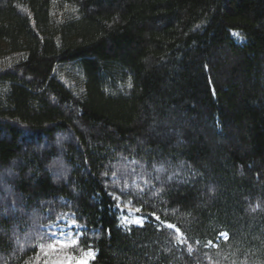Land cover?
Returning <instances> with one entry per match:
<instances>
[{
    "label": "trees",
    "instance_id": "obj_1",
    "mask_svg": "<svg viewBox=\"0 0 264 264\" xmlns=\"http://www.w3.org/2000/svg\"><path fill=\"white\" fill-rule=\"evenodd\" d=\"M66 220L90 264H264V0H0V264Z\"/></svg>",
    "mask_w": 264,
    "mask_h": 264
},
{
    "label": "rangeland",
    "instance_id": "obj_2",
    "mask_svg": "<svg viewBox=\"0 0 264 264\" xmlns=\"http://www.w3.org/2000/svg\"><path fill=\"white\" fill-rule=\"evenodd\" d=\"M233 35L237 39L240 38V35L237 32H234ZM1 60H6V59H1ZM58 139H60V138H58ZM61 140H63V138ZM56 142L57 141H55L54 143H56ZM64 165L65 164L61 163V162L57 164V167L55 169H56V172H58V174L61 173L63 175L64 169H65ZM142 169L143 168L140 167L139 172L143 173ZM155 171L152 174L153 177L164 176V173L161 174V172H157V171L155 172ZM3 180L7 181V178L4 177ZM168 181H169V179L166 182H168ZM7 187H9V186H7ZM7 193H8L7 190H6V192L3 190L2 196L6 197L8 195ZM117 208L120 212L121 224L124 228H128L129 226H133V225L134 226H141V225H144V223L148 221V219L141 213V210L139 208L135 207L131 202H124L122 199H118ZM137 209H139V211H137ZM70 224H73V223L66 220V221H63L58 226L60 228H63L65 232H68L67 225H70ZM58 226H55L54 229H57ZM71 231L73 234V238H76L77 236H79V233H78V230L76 227H73L71 229ZM223 237H224V239L227 238L226 236H223ZM49 243H51V241ZM48 244L44 247L43 252H41L42 256H40L39 259H35V264L39 263V260H41V258L43 259L42 264H69V259L71 260V264H77V261H79V260H87L88 264H90L91 261L94 259L93 257H95V254L93 251H91V254H89L90 251L84 252L80 256H77L74 253H72L71 249H67V250L60 251V252H53L50 249H48V247H47ZM45 252H47L48 254L45 255Z\"/></svg>",
    "mask_w": 264,
    "mask_h": 264
},
{
    "label": "snow or ice",
    "instance_id": "obj_3",
    "mask_svg": "<svg viewBox=\"0 0 264 264\" xmlns=\"http://www.w3.org/2000/svg\"><path fill=\"white\" fill-rule=\"evenodd\" d=\"M137 211H139V209H137ZM156 219L159 220V217H156ZM73 227H76V226L74 224L67 225L68 232H65L64 229L60 228L59 226L57 227V229H53L51 228V226H49L48 238L51 241V243L48 244L47 246L48 249H50L53 252H60V251H64L67 249L75 248L79 244V236H77L76 238H73V234L71 231ZM168 227H173V226L168 225ZM222 235H226V234H222ZM40 248L43 249L44 245L41 244ZM47 254L48 253L45 252V255ZM89 254H91V250ZM69 264H71L70 259H69ZM77 264H88V261L79 260L77 261Z\"/></svg>",
    "mask_w": 264,
    "mask_h": 264
}]
</instances>
